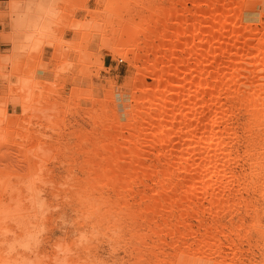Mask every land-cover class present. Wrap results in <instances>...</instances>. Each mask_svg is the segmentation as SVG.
Instances as JSON below:
<instances>
[{
    "label": "bare ground",
    "instance_id": "6f19581e",
    "mask_svg": "<svg viewBox=\"0 0 264 264\" xmlns=\"http://www.w3.org/2000/svg\"><path fill=\"white\" fill-rule=\"evenodd\" d=\"M170 1L166 8H155L156 15L149 7V15L138 24L115 29L119 36L108 49L130 54L128 64L136 69L128 86L133 103L121 120L109 82L105 93L113 105L108 108L104 94L101 110L90 111L94 124L103 126V135L116 144L100 146L104 156L95 167L114 192L116 215H127L136 257L143 256L149 264H243L231 236L248 241L249 229L264 233L255 217L259 208L246 197L255 194L264 204V20H248L243 0ZM59 2L0 3V43L7 46L0 51V83H7L0 97V151L6 149L0 157V264H101L97 244H91L94 234L81 232L75 241L55 243L48 253L39 248L48 151L41 136L28 127L37 120L39 126L53 128L41 114L52 101L46 103L36 92L42 84L36 78L38 66L26 70L24 62L61 45ZM256 15L264 17V11ZM70 25L84 30L86 40L104 32L92 21ZM10 106L20 112L13 119L8 117ZM239 108L245 113L241 133L233 124ZM18 122L24 130L11 128ZM239 164L243 170H236ZM90 189L78 198L81 207L90 203ZM129 196L138 198L137 206L132 207ZM239 206L245 214L252 213L247 227L242 218L236 224L231 219L222 222L227 211ZM92 214H81L78 227ZM141 227L158 237L149 249L141 247ZM222 238L228 240L226 252ZM164 246L170 249L167 254ZM76 248H82L87 259L69 258Z\"/></svg>",
    "mask_w": 264,
    "mask_h": 264
},
{
    "label": "rangeland",
    "instance_id": "374dc122",
    "mask_svg": "<svg viewBox=\"0 0 264 264\" xmlns=\"http://www.w3.org/2000/svg\"><path fill=\"white\" fill-rule=\"evenodd\" d=\"M5 1L0 0V3L3 5ZM175 1L182 0H173V2ZM262 1L264 0H245L244 3L243 0V11L249 13L247 15L248 20H258L259 18L258 23L264 20V17L256 15L260 11H264ZM170 2V0H60L58 8L63 23L57 32V40L60 42L61 47L59 46L56 50L46 48L38 60L31 59L32 62L28 59L27 63L24 62L25 67H23L26 70L27 66L30 68L32 64L38 66L35 70L37 73L36 78L42 84L40 85L41 88L39 87L41 90L37 89L36 92L41 94L40 96L44 101L47 100L46 103H51L50 108L45 109L44 113L41 114L42 116L46 114L45 119L52 122L54 128L41 127L38 125L40 121L37 120H33L29 127L27 125L30 132L41 136L42 141L46 144L47 155L49 154L46 155L48 162L44 166L46 173L43 177L48 182L44 184L45 194L42 195L43 207L46 208H44V214L46 213L44 216L46 217L42 222L44 229L40 237L41 244L39 248L41 251L51 252L57 242L75 241L79 237V233L82 232L86 236L95 235H92L96 238L93 237L91 244H97V259L101 264L135 263L136 252L131 251L134 240L132 239L133 231L130 222L126 214L121 217L116 215L118 208L114 192L109 181L95 167L100 155L104 156L103 152L99 150L100 146L110 144V146L115 147L116 144L111 142V138L103 135V126L94 124L95 122L91 118L92 112L90 111L94 110L96 113L101 110V104L99 103L105 99V91L110 84L109 82H112L114 85V105L120 114L121 120H125L124 111L129 108V103H133L132 99H129V87L136 69L128 64L127 57L130 54L127 57L120 53L113 54L108 47L113 42L114 37L119 36L120 31L115 34L117 27H123L131 23L138 24L141 18L149 15V7L154 9L156 15L159 10L155 8H166ZM186 6L191 8L190 1H187ZM76 21L79 23L92 21L103 27L104 32L101 34L95 33L96 35L93 34L92 38L86 40V34L82 33L84 30L73 29L70 25ZM261 24H264V22ZM258 27H261V25ZM262 30H264V25H262ZM6 48L7 46L0 43L1 52H4ZM151 81L150 77L145 78V82L151 83ZM2 83H0V97L5 94L7 85V83ZM51 88L53 90H50ZM91 98H99L98 103L97 101L91 103L89 100ZM108 99L107 97V101L104 100L105 103L108 102L109 107L106 105V108H110L113 103V101L110 102L111 99ZM104 101L102 102L103 105H105ZM15 114H20L19 109L10 106L8 117L13 119ZM234 118L233 124L237 125V131L241 133V121L245 119L242 108L235 110ZM18 124L20 125L19 122ZM19 125H12L11 128L24 130V126L22 128ZM10 131L8 132L12 134L13 131ZM241 140L238 141L237 146L240 154L243 150ZM5 150L4 148L3 153H5ZM3 153L1 149L0 157ZM88 161L89 165L85 166ZM240 166V164L237 165L236 170H243ZM89 168L90 172L88 171ZM146 183L149 182L146 181ZM136 187V185H133V189H136ZM89 189L93 190L90 203L81 207L78 198L80 199L81 194L89 191ZM246 197L258 206L259 210H257L255 217L259 221L262 232H264V212H262L264 204H262V200L251 193ZM137 200L136 196H129L128 198L132 207L137 206ZM233 212L227 211L221 218L222 222L228 223L231 219L233 224H236L242 218L243 224L247 227L252 219V213L245 214L242 206H239ZM87 213H93L91 220H87L85 224L78 227L81 214L87 215ZM206 215L204 214L205 217L208 216ZM189 220L190 223H193V227H196L197 221L192 218ZM97 222L100 224L99 226H91ZM224 230L228 231L229 229L225 228ZM141 233L144 235L143 240L145 242V245L141 247L142 249H149L151 243L156 242L158 237L155 234H150L143 227H141ZM248 235L250 236L248 241L238 240L235 235L231 236L237 243L238 254L243 264H264V233L249 229ZM116 237L118 238L114 241L117 242L114 243L112 240ZM221 240L222 244L224 243L222 245L224 250H222L228 251V240L225 238ZM111 247L115 248L114 252ZM163 249L166 254L170 250L166 246ZM68 257L72 259L79 258V260L86 258L82 248H76L68 254ZM139 257L142 260L138 262ZM139 257H136L139 264L147 263L143 256Z\"/></svg>",
    "mask_w": 264,
    "mask_h": 264
}]
</instances>
